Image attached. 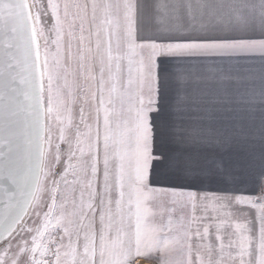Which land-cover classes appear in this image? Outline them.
I'll return each mask as SVG.
<instances>
[{
	"label": "snow or ice",
	"instance_id": "snow-or-ice-1",
	"mask_svg": "<svg viewBox=\"0 0 264 264\" xmlns=\"http://www.w3.org/2000/svg\"><path fill=\"white\" fill-rule=\"evenodd\" d=\"M238 144L264 160V0H0V264H264V167L202 187Z\"/></svg>",
	"mask_w": 264,
	"mask_h": 264
},
{
	"label": "rangeland",
	"instance_id": "rangeland-1",
	"mask_svg": "<svg viewBox=\"0 0 264 264\" xmlns=\"http://www.w3.org/2000/svg\"><path fill=\"white\" fill-rule=\"evenodd\" d=\"M172 103H173V91L171 85H169L167 91L162 96L161 112L159 114V120H158L160 135L156 142L155 147H157L160 151H162L165 154L180 155L184 152L185 148L178 140L173 138V133L170 131V128L173 123V118H172L173 114L171 111ZM159 183L164 185L175 183L177 186H179L182 183V181H180L179 179L175 181L170 180L169 173L167 171L162 170L161 176L159 178ZM223 183L224 182H222L221 180L213 178L209 181H206L202 186H204V188L207 187V185H211V187L213 186L214 189L209 191H217V189L215 188L218 186L219 187L218 191L221 192L230 191L236 194H240L242 192L247 194V193H251L252 184L254 183V181L251 182L249 181L248 183H250V186L241 187L240 189L232 186L224 187ZM206 189L208 190V188ZM142 264H156V261L154 260L142 261Z\"/></svg>",
	"mask_w": 264,
	"mask_h": 264
},
{
	"label": "crops",
	"instance_id": "crops-1",
	"mask_svg": "<svg viewBox=\"0 0 264 264\" xmlns=\"http://www.w3.org/2000/svg\"><path fill=\"white\" fill-rule=\"evenodd\" d=\"M230 115L232 114L225 112L223 109L209 107L199 114V119L210 126H218L226 122ZM228 159L231 164L239 168L237 172L239 180L236 184L223 183L224 187L232 186L240 189L241 187L250 186L248 182L254 181L256 175H258L261 168L264 167V160L260 158V149L258 145L251 154H249V150L243 144L235 145ZM205 188H208V190L214 189L211 185H207ZM215 189L218 191L219 187L217 186Z\"/></svg>",
	"mask_w": 264,
	"mask_h": 264
}]
</instances>
